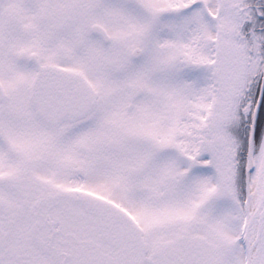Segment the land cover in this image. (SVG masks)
<instances>
[{
    "label": "snow or ice",
    "instance_id": "snow-or-ice-1",
    "mask_svg": "<svg viewBox=\"0 0 264 264\" xmlns=\"http://www.w3.org/2000/svg\"><path fill=\"white\" fill-rule=\"evenodd\" d=\"M0 264H264V0H0Z\"/></svg>",
    "mask_w": 264,
    "mask_h": 264
}]
</instances>
